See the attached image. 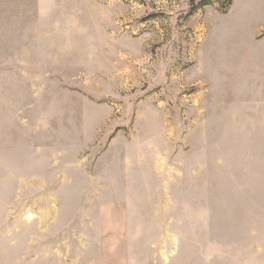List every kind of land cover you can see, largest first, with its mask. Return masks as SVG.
<instances>
[{
    "label": "rangeland",
    "instance_id": "rangeland-1",
    "mask_svg": "<svg viewBox=\"0 0 264 264\" xmlns=\"http://www.w3.org/2000/svg\"><path fill=\"white\" fill-rule=\"evenodd\" d=\"M0 264H264V0H0Z\"/></svg>",
    "mask_w": 264,
    "mask_h": 264
}]
</instances>
